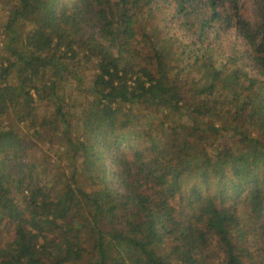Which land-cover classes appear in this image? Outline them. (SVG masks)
I'll use <instances>...</instances> for the list:
<instances>
[{
    "label": "trees",
    "instance_id": "trees-1",
    "mask_svg": "<svg viewBox=\"0 0 264 264\" xmlns=\"http://www.w3.org/2000/svg\"><path fill=\"white\" fill-rule=\"evenodd\" d=\"M2 32L0 264H264V0H16ZM81 59L68 175L20 124Z\"/></svg>",
    "mask_w": 264,
    "mask_h": 264
},
{
    "label": "rangeland",
    "instance_id": "rangeland-1",
    "mask_svg": "<svg viewBox=\"0 0 264 264\" xmlns=\"http://www.w3.org/2000/svg\"><path fill=\"white\" fill-rule=\"evenodd\" d=\"M16 0H0V50L4 47L5 34L2 32L4 23L7 20L9 11L14 7ZM244 5L248 7V0H242ZM29 26H21L18 29L24 35ZM233 39V34L230 33L225 39L226 46L228 40ZM75 65H67L72 75L65 79V74L62 76V82L57 84L55 93L59 100L55 98L46 97L45 100L39 101L35 104L34 115L31 121L25 125L20 124V127L28 135L32 134V139L37 143L36 154L37 157L46 156L50 163H59L68 175L72 173L76 164L73 162L70 152L63 146V142L58 138L61 133V126L58 123L56 126L52 125L54 121V109L56 105H60L62 112L67 114L69 121L68 133L69 135L75 134L78 130L85 112L88 110L91 100L93 101V93L91 82L95 74V64L85 63L82 59L75 62ZM73 67V68H72ZM58 77H54L50 71L41 72L38 79L33 82L39 86H43L49 90L53 83L58 82ZM33 93V92H32ZM34 99L36 96L33 93ZM13 120V113L9 121ZM8 122V121H7ZM16 123L15 121H13ZM63 131V128H62ZM37 133V134H35ZM59 139V140H58ZM86 188V184L84 183Z\"/></svg>",
    "mask_w": 264,
    "mask_h": 264
}]
</instances>
